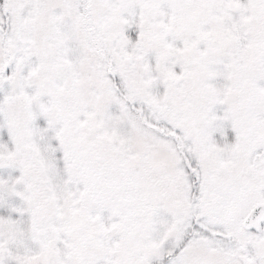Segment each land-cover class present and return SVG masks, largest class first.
<instances>
[{
    "label": "snow or ice",
    "instance_id": "6c2138e0",
    "mask_svg": "<svg viewBox=\"0 0 264 264\" xmlns=\"http://www.w3.org/2000/svg\"><path fill=\"white\" fill-rule=\"evenodd\" d=\"M0 264H264V0H0Z\"/></svg>",
    "mask_w": 264,
    "mask_h": 264
}]
</instances>
